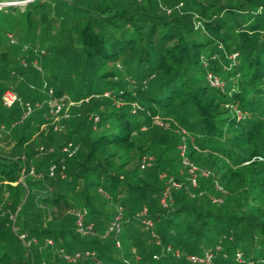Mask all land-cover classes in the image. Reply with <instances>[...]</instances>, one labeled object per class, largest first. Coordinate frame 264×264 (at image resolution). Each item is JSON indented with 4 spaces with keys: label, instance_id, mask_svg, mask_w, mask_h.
Masks as SVG:
<instances>
[{
    "label": "trees",
    "instance_id": "1",
    "mask_svg": "<svg viewBox=\"0 0 264 264\" xmlns=\"http://www.w3.org/2000/svg\"><path fill=\"white\" fill-rule=\"evenodd\" d=\"M0 128V264H264V0L0 8Z\"/></svg>",
    "mask_w": 264,
    "mask_h": 264
},
{
    "label": "built area",
    "instance_id": "2",
    "mask_svg": "<svg viewBox=\"0 0 264 264\" xmlns=\"http://www.w3.org/2000/svg\"><path fill=\"white\" fill-rule=\"evenodd\" d=\"M23 2H27V1L26 0H17V1L0 0V7L8 6V5H16V4L23 3ZM209 78H210V80L212 81L213 84H219V79L217 77H215V76L210 74ZM18 100H19L18 94L12 88L6 89L4 91V93H3V95H2V101L7 107L13 106ZM58 101L56 100V101L52 102L53 103L52 106L54 107V111H56V112H59L62 109V104H61V102H58ZM31 111H32L31 104L27 103V110H26V113H25L24 117L27 116ZM65 117H67V116H65ZM54 128H55V130H62L63 125H56ZM76 149H77V147L74 146L72 142H69L67 145H65L63 147V150L65 152H67L69 155H72L75 152ZM180 149H181V154L184 156L185 155V150H186L185 145L184 144L181 145ZM150 162H151V157H149V158L144 157L143 160H142V167H144L145 165H149ZM183 162H184V164L186 166L189 167V171L192 174V182H193L194 185H196L197 184V180H196L197 167L185 156H184ZM57 168H58L57 164L53 163L51 165L50 169H49L50 174L53 175ZM62 169H64V166L62 167ZM202 174H208V172L207 171H202ZM162 176H166V175L163 174ZM169 183H170V185L168 186V189L165 191V196L169 195V190H170L171 186H178L179 185L172 178L169 179ZM163 201L165 202V199H163ZM77 216H78V220L77 221H78V226H79L78 229H79V231H83V232L90 231L91 230V225L87 226L86 228L84 227L83 215L80 212H78ZM120 218H121V215H118L116 217V219L113 221L112 225L110 226L111 230L112 229L120 230ZM147 223L151 224L150 221H147ZM20 237L22 239H24L25 235L22 234ZM64 256L67 259H69V260H75L76 257L78 256V254L74 255V256L68 255V254H64ZM237 256L241 257V253L238 252ZM212 257H213V254H212L211 251H205L202 256L194 254V255H190L189 259H191L192 261H195V262H208V263H210L211 260H212Z\"/></svg>",
    "mask_w": 264,
    "mask_h": 264
},
{
    "label": "rangeland",
    "instance_id": "3",
    "mask_svg": "<svg viewBox=\"0 0 264 264\" xmlns=\"http://www.w3.org/2000/svg\"><path fill=\"white\" fill-rule=\"evenodd\" d=\"M30 1H32V0H30ZM29 1H27V2H23V3H19V4H16V5H19V6H21L22 8L25 6V4L26 3H28ZM5 6H3V7H0V8H4ZM52 28H53V30L52 31H49L50 33H52V32H54L55 33V37H57L60 33L57 31V27H58V23H55L54 25L52 24V26H51ZM68 32V30L66 29L65 31H64V34L65 33H67ZM15 39V38H14ZM16 40V39H15ZM45 48H42V53H45ZM39 57H37V59H35V63H36V65L41 69V70H43L44 69V67H43V69H42V67L40 66V63H39ZM14 60L12 59L11 61H10V66H13V64H14ZM43 87L45 88V84L43 85ZM19 96V95H18ZM68 96V95H67ZM17 102H20L21 104H23V100L21 99V98H19V100L17 101ZM53 101H50V100H45V103H47L48 104V109H49V113H50V115H48V118L49 119H52L53 121H54V125L56 126V125H63L61 122V118L63 117V116H67V117H69V115H70V113H71V109H72V107L75 105V104H77V102H75L74 103V101L72 100V99H69V97H67V100H65V98L64 99H61V100H59L58 102H61V104H62V109L59 111V112H56V111H54V107L52 106V103ZM43 105V103L42 102H37L36 104H35V106L34 105H32L31 104V107H32V111H33V109L34 108H36V107H41ZM25 113L26 112H24V114L22 115V117H21V119H23L24 118V115H25ZM15 119H17V117H14ZM21 121V120H20ZM25 124L26 123H20V122H17L16 123V128H15V130H22L23 129V127L25 126ZM43 127H44V125H43ZM45 128V127H44ZM3 128H0V130H1V132L3 131L2 130ZM55 129V128H54ZM13 144H14V140H6V141H4L3 143H1L0 144V153H2V152H6V151H8V150H11L12 149V146H13ZM69 155V154H68ZM180 155L183 157V155L180 153ZM69 156H71V155H69ZM184 156H186V154L184 155ZM144 157H147V158H149V157H151V162L154 160V157H152V156H143V158ZM143 160V159H142ZM132 257H134L133 259H134V261L135 260H137L139 257H138V253H136V252H133L132 253ZM132 261V260H131Z\"/></svg>",
    "mask_w": 264,
    "mask_h": 264
},
{
    "label": "water",
    "instance_id": "4",
    "mask_svg": "<svg viewBox=\"0 0 264 264\" xmlns=\"http://www.w3.org/2000/svg\"><path fill=\"white\" fill-rule=\"evenodd\" d=\"M12 1H17V0H12ZM26 1H30V0H26Z\"/></svg>",
    "mask_w": 264,
    "mask_h": 264
}]
</instances>
